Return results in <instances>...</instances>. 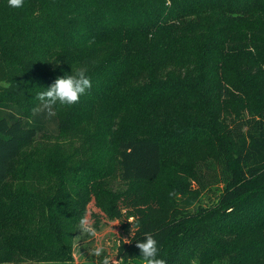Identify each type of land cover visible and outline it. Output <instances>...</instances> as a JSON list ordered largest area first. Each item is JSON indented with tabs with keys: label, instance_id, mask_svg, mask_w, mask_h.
<instances>
[{
	"label": "trees",
	"instance_id": "16d2710c",
	"mask_svg": "<svg viewBox=\"0 0 264 264\" xmlns=\"http://www.w3.org/2000/svg\"><path fill=\"white\" fill-rule=\"evenodd\" d=\"M42 1L47 8L29 0L13 26L0 24V263L70 256L54 222L31 243L12 231L30 196L10 183L39 134L76 142L85 165L104 158L117 176L111 208L128 236L115 246L124 264L141 263L145 233L167 264L234 243L238 255L263 257L256 216L228 227L264 205V0ZM84 66L92 88L78 104L51 119L33 111L38 92ZM207 191L215 204L192 209Z\"/></svg>",
	"mask_w": 264,
	"mask_h": 264
},
{
	"label": "rangeland",
	"instance_id": "374dc122",
	"mask_svg": "<svg viewBox=\"0 0 264 264\" xmlns=\"http://www.w3.org/2000/svg\"><path fill=\"white\" fill-rule=\"evenodd\" d=\"M28 1L24 0V6ZM34 2L37 6L48 7L42 0ZM14 10L6 4L4 17L0 19L3 27L9 28L15 24L16 19L12 14ZM42 16L44 26L41 27L40 34L45 36L50 31L46 26L47 16L44 13ZM54 35L57 36V31ZM105 163L106 160L101 158L98 162L85 165L76 142L64 138H47L41 134L23 150L15 179L10 185H20L28 191L30 197L22 204L24 211L17 215L12 227L16 241L23 239L31 243L37 240L45 223L54 222L65 228L63 233L69 242L70 256L67 255L63 259H57L56 255L47 256L45 259L43 256H37L38 259L25 257L22 264H100V260L105 257L111 258L109 263L114 264L117 253L115 246L128 236L123 232L119 220L112 214L111 199L117 191L119 181L117 176L105 167ZM169 164L170 161L166 160L161 176L164 182H169L172 178ZM4 187L5 185L0 187V192ZM80 191L81 196L78 195ZM216 199L217 193L207 191L192 209L195 210L198 205L209 208L215 204ZM81 200L88 202L84 211L79 207ZM252 215L256 216L252 220L253 223L260 226L264 224V205L262 209L258 207L252 213L238 215L228 229L240 230L246 225L244 217ZM82 218L89 220L95 230L94 236L81 230ZM203 239L201 237L198 242L205 244ZM97 248H103L101 256L94 254ZM239 248H242L241 244L234 243L233 247H221L216 253L202 249L203 253L194 252L188 257L186 264H243L244 261L250 263L253 260L255 264H264V256L252 258L238 255ZM34 254L41 255L40 251ZM125 264L141 263L131 261Z\"/></svg>",
	"mask_w": 264,
	"mask_h": 264
},
{
	"label": "clouds",
	"instance_id": "9594fccd",
	"mask_svg": "<svg viewBox=\"0 0 264 264\" xmlns=\"http://www.w3.org/2000/svg\"><path fill=\"white\" fill-rule=\"evenodd\" d=\"M7 3L14 9L24 7V0H7ZM87 73L88 68L84 66L72 70V74L57 77L49 87L37 93L38 106L33 111L43 113L46 119H51L57 115L58 106L78 104L81 97L92 88L91 78ZM80 228L89 235H95V230L87 218L80 220ZM136 247L140 251L141 264H167L166 259L160 256L157 239L151 233H145L144 239L136 242ZM103 251V248H97L94 254L101 256ZM110 259L105 257L103 264H109ZM114 264H124V258L114 260Z\"/></svg>",
	"mask_w": 264,
	"mask_h": 264
}]
</instances>
